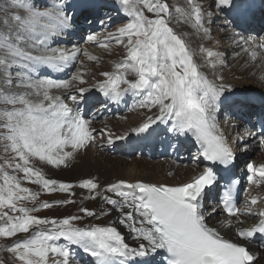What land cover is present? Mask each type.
<instances>
[{
  "label": "snow or ice",
  "instance_id": "obj_1",
  "mask_svg": "<svg viewBox=\"0 0 264 264\" xmlns=\"http://www.w3.org/2000/svg\"><path fill=\"white\" fill-rule=\"evenodd\" d=\"M114 3L128 22L84 39L105 49L112 44L122 46L126 55L113 71L103 72L104 79L93 87L114 104L131 94L137 98L135 106L150 113L130 132L118 136L92 127L83 114L79 106L89 89L79 87L67 91L65 97L52 94L53 89H72V81L85 83L83 69L68 80L56 78L82 63L80 54L87 55L75 45L70 49L53 46L72 26L68 0H52L50 7H39L38 0H0V152L5 156L0 163V237L15 238L0 251L12 253L20 264H152L150 258L161 253L164 264H258L259 252L251 251L248 241L264 235V196H247L241 207L235 191L239 181L226 186L222 194L214 187L215 167L230 166L235 160L218 114L230 109L240 112L251 99L230 100L232 86L216 72L225 64L226 51L203 43L193 47L189 33L178 30L181 24L187 25L201 40L209 39L214 12L199 0H186L183 6L169 0ZM99 6L97 0L80 4L82 9ZM250 6V0H213L212 4L215 13L233 14L235 23L224 26L231 29L233 44L248 53L250 62L259 59L264 66V35L236 30L243 28ZM130 74L135 78L129 79ZM259 79L264 82V75ZM161 125L164 133L177 139L191 138L213 167L170 186L122 178L102 185L94 176L74 184L49 178L36 166L68 168L78 154L98 143V134L107 136V144H114L133 135L150 136ZM245 136L256 137L264 148V121L256 132L246 128L243 135L237 133L239 140ZM246 167L250 184H264V163L249 162ZM25 182L49 194L70 196L79 187L88 191L89 199H99L106 207L99 214L81 208L83 215L38 216L33 213L75 201L37 203L40 193L24 186ZM214 196L216 202L206 208ZM113 211L118 213L117 222L76 223L84 216L98 218ZM219 213L224 214L220 225L235 229V240L207 223L206 217ZM241 217H254L256 222L243 227ZM116 223L128 230L135 244L126 240Z\"/></svg>",
  "mask_w": 264,
  "mask_h": 264
},
{
  "label": "bare ground",
  "instance_id": "obj_2",
  "mask_svg": "<svg viewBox=\"0 0 264 264\" xmlns=\"http://www.w3.org/2000/svg\"><path fill=\"white\" fill-rule=\"evenodd\" d=\"M172 1L173 2L171 3H176L181 6H183L184 3L186 2V0H172ZM199 2L208 11L214 10L212 7L213 0H207V2H204V3H202V0H199ZM261 18L262 19L260 21L253 20L254 21L253 23L245 22L243 28L250 29L251 30L250 35L257 36L256 35L257 32L259 31L260 33L261 30L264 28V26L262 25V23L264 22V15ZM105 19H107V17ZM69 30L71 31L70 33L73 32L74 35H76L75 30L69 28L68 30H66L63 36L56 38L59 41V43L58 44L54 43L53 44L54 47H62V48L70 49L74 45L77 47L84 46L78 41V38L74 40V38H72L70 34L69 36L71 38L69 39V36H68ZM178 30L189 33L190 38L192 40L193 47H198L201 43H203L204 47L212 48L213 50H217L220 52H225V50L220 49V45L222 44V42L226 43L227 41H223V38L229 36V41L231 43L228 45H225L227 46L225 64L222 67H217L216 72L223 75L224 83L230 84L232 86V89H236V87L241 86L243 84H245L243 86L244 88L254 86L257 88L264 89V82H261V80L259 79L261 75H264V66L261 65L259 59L255 63L250 62L248 53L242 51L239 47L233 44L231 30H228L225 33L224 32L225 29H223L221 32H219L220 33L219 37H215L218 35H215V36L211 35L210 38L206 40H201L197 35H195L194 30L191 29L190 26L181 24ZM71 40H74L73 43L70 42ZM119 49L120 48L118 47L116 50L117 53H119ZM236 49H239V50H236ZM85 50L87 52V55H84L85 57L83 59L86 60L89 65L90 64L93 65V60H89L88 56L94 55L98 57V59L101 58L102 50L100 46L91 47L89 44H87L85 45ZM237 52L240 53L239 56L232 59L231 56L234 57ZM106 57L107 56L105 54L103 58H106ZM119 61L120 59L117 62ZM102 68L106 69L107 71L114 70V67L109 66V65L108 66L105 65ZM79 69L81 68L79 67ZM88 73L86 74V71H84V80L88 76ZM64 74L65 75L68 74L70 76L71 74L70 70L66 71ZM64 74H57L56 78ZM209 75H210V78H212L211 73H209ZM128 78L134 79L135 77L130 74ZM68 79L69 77H67V80ZM100 79H101L100 77L92 76L90 79L85 81L84 84H80L79 81H72V83L74 85H77L76 87L79 88V87H86L88 83L97 84V82L100 81ZM252 82H255V83H252ZM72 89H75V87H73ZM55 91H60V89H53L52 93H54ZM67 91L68 90H61V92L64 94L65 92L67 94ZM86 96L87 95L84 94V98ZM247 107L251 108L252 110L255 109V106L254 108H252L250 105H248ZM262 107L264 108V105ZM233 111L234 110H232V112ZM146 114H150V113H146L145 109L140 108L133 117L127 120V122H124V121L122 123H116V121H111L110 123L107 122V127L105 128V130H110L114 134V136L122 135L126 132H129L132 128L138 126V124L142 122ZM218 115L221 116L220 119H218L220 122V126L225 131V134L228 137L229 143L233 146L235 150V160L237 161L238 170H239L242 166L241 164L242 161H241L240 156L243 153V151H245L243 146L245 144L251 145L252 143H254V138L256 137L252 139H248L247 140L248 142L237 139V133L241 135L244 134L245 126H246L245 122L242 121L241 118L239 120H236V118L234 117V115L231 113L230 110L227 113L222 112ZM93 125H96V124H92V127H94ZM103 125L104 124L101 123L99 127H103ZM233 125H236V126L234 127ZM94 128H97V125ZM97 140H98V143L95 146H92L88 150H86L84 153L77 155L71 167L62 168V169H53L51 167L44 166L45 174L49 178H54V179H58L62 181H68L74 184L79 182L82 179H86V178L93 177V176L97 177L102 185L113 182L116 179H121V178L128 179V180L142 179L145 182H155V183H183L191 179L201 169V166L196 162V160L192 161L190 164L184 165V164L175 162L171 158H166L162 160H159V159L153 160V158H149L147 156H143V157L137 156L136 158H133V159H127V158H122V157H112L107 147L103 148V145L106 144L105 142L107 141V136L103 135L102 139L97 138ZM184 142L185 141H182V142L176 141V145L174 146V148L177 150V148L179 147V150L181 149V151L188 152V146H186ZM155 145L156 144H154V142H151L149 144V147L153 149ZM195 148L196 150H199V145L196 144ZM255 157H256L255 159L264 160V153L259 151L257 152ZM205 162L206 161L204 160V163ZM37 167L42 168V166H39V165ZM36 187L37 189L39 188V186H36ZM73 189H75V191L77 190L78 194L81 191H84V193L86 194L84 197V203L88 205H93L95 204V202L98 203L99 201L102 202L99 199H96L95 202H93L92 199H89L88 191H85L84 189H81L79 187H74ZM253 189L255 190L256 195L264 196V185L254 186ZM37 191H39V189ZM217 191H218V188H217ZM209 205L210 204L207 203L206 208ZM112 214L115 217V220L117 222L118 213L113 211ZM109 219L110 218H108V220ZM223 219H224L223 213L213 214L207 217L208 223L210 225L214 223V225L218 227V230H221L226 235H231L233 233V228L220 225L219 222ZM117 224H118L117 227L119 226L120 229L125 233L126 240L129 243L135 244V241L132 239V236L129 234L128 230L124 226L120 225L119 223ZM257 252H259L258 264H264V250L257 251ZM1 255L2 254H0V257ZM76 260L77 262L81 261V260H78V258H76Z\"/></svg>",
  "mask_w": 264,
  "mask_h": 264
},
{
  "label": "rangeland",
  "instance_id": "obj_3",
  "mask_svg": "<svg viewBox=\"0 0 264 264\" xmlns=\"http://www.w3.org/2000/svg\"><path fill=\"white\" fill-rule=\"evenodd\" d=\"M68 1H70V3L73 2L72 0H68ZM108 1H110V0H108ZM43 2L51 4L52 0H38V6L39 7H47ZM171 2H173V1L169 0L170 4H172ZM204 2H207V0H202V3H204ZM255 3H257L256 5L258 7H260L261 9L257 13L255 12L250 17V19H251L249 21L250 23H253L254 22L253 20L260 21L262 19L261 17L264 15V0H250L251 6H254ZM78 7H79V5H76L74 7L75 8L74 9V14L72 15L73 16V20H72L71 29H74L75 33H76L74 40L78 38V41L84 46L87 45V44H89L91 47L99 46V45H96V44H93V43H86L84 38L88 34L93 33V32L101 33L103 31H112L111 29H115L117 27L116 23H112L111 20L107 21V19H105L106 17H104L105 24H106L105 30L102 29L101 32H97L98 29H97V27H95V22H92V21H90V19L86 18V13L87 12H83L79 16V12L80 11L78 10ZM93 12H94V9L89 14L87 13L90 16L89 18L93 17L95 20L98 19L99 21H102L103 17L102 16L95 17L94 14L92 15ZM213 12H214V15L212 17V23L210 24L211 35H213V36L218 35V36H215V37H219V34H220L219 32H221L223 29H225L224 26L226 24L231 26L232 24L235 23V20H234V17L231 16V13H229V12H218V13H215L214 10H213ZM91 15H92V17H91ZM127 22H128L127 20L124 21L122 23V25H124ZM228 30H231V29L230 28L229 29H225L224 32L226 33ZM236 30L237 31H242L243 34H245V35H250L251 34V30L247 29V28H240V29H236ZM74 40H71L70 42L73 43ZM223 41H227V42L226 43L222 42V44L220 45V49L226 51L227 46H225V45H228V44L231 43L229 41V36L223 38ZM118 47L120 48L119 49V53L116 52ZM101 50H102L101 58L93 61V65H91V64L89 65L88 62L83 59L85 57L84 54H80L79 60L82 61V63H77L73 67L72 71H70L71 74L69 76V79H70V77L72 75H74L76 73V71L79 69V67L81 69H83V71H86V74L89 72L88 76L85 78V81L90 79L92 76L103 78V76L101 74L103 72L107 71V70L103 69L102 67L105 66V65H107V66L109 65V66H113L114 67L116 62L119 59L121 60V58L126 55V50L122 46H119V45H116V44L110 45L108 49H105V48L101 47ZM236 50H239V49H236ZM105 54H106L107 57L103 58ZM238 56L237 55H235L234 57L231 56V58L234 59L235 57H238ZM99 60L101 61V63H100ZM94 63L95 64L97 63L96 66H95ZM252 83H255V82H252ZM87 85H91V87L88 88V89H91L96 84L88 83ZM244 85L245 84L236 87V89H232L231 90L232 93L236 94L239 89H243L244 88L243 87ZM74 87L76 88V86H74ZM245 88H252V90H264L263 88H257V87H254V86L245 87ZM92 97H93V95H90V98H92ZM85 98L89 99V95H87ZM238 98H240V97H237L234 100H237ZM94 99H95L96 103L104 104L103 111H99L97 116L95 117V119H93L92 117L90 119L92 124H96L97 125L98 130H99V128L100 129H105L107 127V122L108 123H110L111 121H116V123H122L123 121L127 122V120L129 118L133 117L136 114V112H138V110L140 109L139 107L135 106L136 103H137V98L132 96L131 94H128L127 96H125L121 103L114 104V103L110 102L106 97H104L102 95V93H100L99 90H98L96 92V94H94ZM129 100L131 101V105L130 106H128V101ZM83 102H86V100L83 99V101L81 103H83ZM83 104H85L86 108H88L89 102H88V104L87 103H83ZM98 106H99V104L96 105V106H93L92 109H95V107H98ZM250 106L252 108H254L253 105H250ZM99 110H100V108H99ZM232 110L233 109H230L231 113L236 118V114H235L236 112H234V111L232 112ZM239 119L240 118H236V120H239ZM101 123L104 124L103 127H99ZM96 125H93V126L95 127ZM164 127L165 126L161 125L159 128H157L156 133H153L152 135L147 136V137L156 136L154 139L152 138L153 139L152 142H154V144L158 145V147L161 146L162 144H166L167 143L164 140V136L166 134L171 135L172 139H176L174 134H171V133L163 134V132H164L163 128ZM102 136L103 135H99L98 134L97 138L98 139H102ZM179 139H181V138H179ZM143 142H144V136L138 137V136H134L133 135V136H130L129 139H126V140H123V141H115L114 144H107V142H105L106 144L104 145V147H107V149L110 152L112 157H122V158H127V159H133V158H136L137 156H140V157L147 156L149 158H153V160L154 159H159V160L164 159V158H161L156 151L152 153V156H149L148 154H146V155L145 154H140L139 152L134 153L132 151V147H134V146L135 147H139V146H141L143 144ZM246 142H248V141H246ZM124 145H126L128 147V151L127 150H123L122 148H120V147H122ZM111 146H113V147L110 148ZM249 147H250L249 150L253 149V151L256 154H257V152L260 151V150H258V147L255 148V143H252L251 145L249 144ZM174 149L175 148L173 147L174 155L170 156L168 158L173 159L175 162L187 165V164H190L192 161L195 160V159L192 160V157L190 156V154L188 152L181 151V149L179 150V147L177 148V150H179V151H177L176 149L174 150ZM194 153H195V151H194ZM256 154H255V156H256ZM244 156H245V151H243V153L240 156L242 162L244 160V158H243ZM4 159H5L4 154L2 152H0V162L3 163ZM199 161L202 164H204V160L200 159ZM37 164L39 166H42V170L43 171L45 170V167L42 164H40V163H37ZM241 164H243V163H241ZM24 186L29 187L33 191H36V192L40 193V195L38 197V200H37V203L42 202V201L51 202L53 200H63V199H71V200L75 201V203H71V204H68V205H57V206H54L51 209H41L40 211H38L36 213H33V214L38 215V216L49 217V218H52V217L63 218L64 216H67V215H83L81 213V211H80L81 208L94 209L97 212V214H99V212L101 211L102 207H106V205L104 206L103 202L99 201L98 203H96L95 200H92L93 202H95V204H93V205H88V204L84 203V197L86 195L84 193V191H81L78 194L77 190L75 191V189H72V191L75 193V195H71L70 196L68 193H64L63 194V193H59V192L49 194L47 192L41 191L40 188H38L39 191H37L38 189H37V187H35L36 185L34 186V185H32L30 183H26V182H25ZM85 191H87V190H85ZM24 204H25V206H28V207L32 206L31 202H24ZM108 218H110V219L108 220ZM109 221L116 222L115 217L113 216L112 213L110 215H106V216H98V218L84 216L82 221H77L76 223L79 224L80 226H84V225H88V224H101V225H104V224L108 223ZM117 225L118 224L116 223V226ZM118 229L120 230L119 226H118ZM121 232L124 234L123 231H121ZM21 235H23V234H21ZM14 239L15 238L5 239L3 237H0V246L5 244V243L8 244V242L9 243L13 242ZM160 256H161V254H158L154 258H150V259H152V263L153 264H161ZM0 259H3L4 264H20V262L18 260H16L15 256L12 253H9L7 251H5L3 253V256L1 255Z\"/></svg>",
  "mask_w": 264,
  "mask_h": 264
},
{
  "label": "water",
  "instance_id": "obj_4",
  "mask_svg": "<svg viewBox=\"0 0 264 264\" xmlns=\"http://www.w3.org/2000/svg\"><path fill=\"white\" fill-rule=\"evenodd\" d=\"M244 91H250L252 88H243Z\"/></svg>",
  "mask_w": 264,
  "mask_h": 264
}]
</instances>
